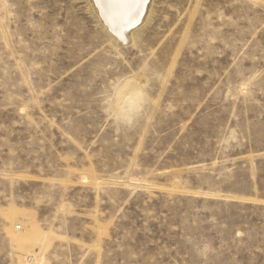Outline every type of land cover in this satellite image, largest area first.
Returning <instances> with one entry per match:
<instances>
[{
  "label": "rangeland",
  "instance_id": "1",
  "mask_svg": "<svg viewBox=\"0 0 264 264\" xmlns=\"http://www.w3.org/2000/svg\"><path fill=\"white\" fill-rule=\"evenodd\" d=\"M90 6L0 0V264H264V0Z\"/></svg>",
  "mask_w": 264,
  "mask_h": 264
},
{
  "label": "bare ground",
  "instance_id": "2",
  "mask_svg": "<svg viewBox=\"0 0 264 264\" xmlns=\"http://www.w3.org/2000/svg\"><path fill=\"white\" fill-rule=\"evenodd\" d=\"M153 4L154 0H130L129 7L119 8L111 5L110 0H89L97 20L105 28L111 41L118 46L136 41L151 19ZM143 94L144 87L138 79L128 80L119 90V103L122 105L126 100L131 102L134 96L142 98ZM24 232H27L26 227Z\"/></svg>",
  "mask_w": 264,
  "mask_h": 264
},
{
  "label": "snow or ice",
  "instance_id": "3",
  "mask_svg": "<svg viewBox=\"0 0 264 264\" xmlns=\"http://www.w3.org/2000/svg\"><path fill=\"white\" fill-rule=\"evenodd\" d=\"M110 4L119 8H127L130 6V0H110Z\"/></svg>",
  "mask_w": 264,
  "mask_h": 264
}]
</instances>
